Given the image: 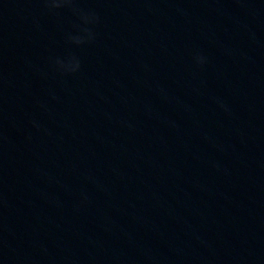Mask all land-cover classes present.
<instances>
[{"label":"water","instance_id":"95a60500","mask_svg":"<svg viewBox=\"0 0 264 264\" xmlns=\"http://www.w3.org/2000/svg\"><path fill=\"white\" fill-rule=\"evenodd\" d=\"M178 0H0V264H33L89 182Z\"/></svg>","mask_w":264,"mask_h":264}]
</instances>
